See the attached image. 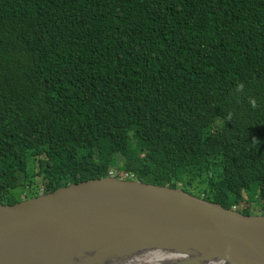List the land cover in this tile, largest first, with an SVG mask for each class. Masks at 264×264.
Returning <instances> with one entry per match:
<instances>
[{
	"label": "trees",
	"instance_id": "16d2710c",
	"mask_svg": "<svg viewBox=\"0 0 264 264\" xmlns=\"http://www.w3.org/2000/svg\"><path fill=\"white\" fill-rule=\"evenodd\" d=\"M111 168L264 214V0H0L1 202Z\"/></svg>",
	"mask_w": 264,
	"mask_h": 264
},
{
	"label": "water",
	"instance_id": "95a60500",
	"mask_svg": "<svg viewBox=\"0 0 264 264\" xmlns=\"http://www.w3.org/2000/svg\"><path fill=\"white\" fill-rule=\"evenodd\" d=\"M147 236L223 264H264V214L182 188L107 176L12 205L0 200V264H96Z\"/></svg>",
	"mask_w": 264,
	"mask_h": 264
},
{
	"label": "bare ground",
	"instance_id": "6f19581e",
	"mask_svg": "<svg viewBox=\"0 0 264 264\" xmlns=\"http://www.w3.org/2000/svg\"><path fill=\"white\" fill-rule=\"evenodd\" d=\"M223 264L200 250L177 245L172 239L143 237L120 245V250L96 264Z\"/></svg>",
	"mask_w": 264,
	"mask_h": 264
},
{
	"label": "built area",
	"instance_id": "2783aa9c",
	"mask_svg": "<svg viewBox=\"0 0 264 264\" xmlns=\"http://www.w3.org/2000/svg\"><path fill=\"white\" fill-rule=\"evenodd\" d=\"M109 176H111V177H115V176H117V177H119V178L129 179V180H133V179L135 178V177H134L132 174H130L129 172H128V173L123 172V173H121V174L119 175L118 171H116V170H114V169H111V170L109 171Z\"/></svg>",
	"mask_w": 264,
	"mask_h": 264
},
{
	"label": "rangeland",
	"instance_id": "374dc122",
	"mask_svg": "<svg viewBox=\"0 0 264 264\" xmlns=\"http://www.w3.org/2000/svg\"><path fill=\"white\" fill-rule=\"evenodd\" d=\"M121 172H122V171H121ZM126 173H128V172H126ZM133 180H135V178H134ZM193 191H195V192H200L198 189H194ZM202 197H204V194H202ZM253 209H254V212H255L256 214H259L260 210H259L257 207H254Z\"/></svg>",
	"mask_w": 264,
	"mask_h": 264
},
{
	"label": "clouds",
	"instance_id": "9594fccd",
	"mask_svg": "<svg viewBox=\"0 0 264 264\" xmlns=\"http://www.w3.org/2000/svg\"><path fill=\"white\" fill-rule=\"evenodd\" d=\"M241 89H242V87H243V85L241 84L240 86H239ZM252 103H253V106L255 107L256 105H255V101L253 100L252 101ZM111 169H114V170H116L115 168H111ZM110 169V170H111ZM117 171V170H116ZM123 173V172H122ZM111 177V176H110ZM115 177H117V176H115ZM117 178H119V177H117ZM120 179H123V178H120ZM126 180H129V179H126ZM200 197H202V196H200ZM204 198V197H203ZM234 209H236L235 207H234Z\"/></svg>",
	"mask_w": 264,
	"mask_h": 264
}]
</instances>
